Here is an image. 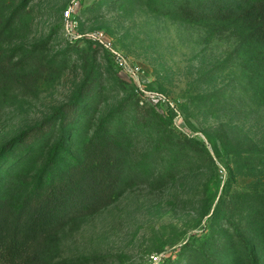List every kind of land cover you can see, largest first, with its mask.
<instances>
[{"label": "rangeland", "instance_id": "rangeland-1", "mask_svg": "<svg viewBox=\"0 0 264 264\" xmlns=\"http://www.w3.org/2000/svg\"><path fill=\"white\" fill-rule=\"evenodd\" d=\"M69 8L77 40L64 30ZM96 30L142 67L139 85L88 37ZM0 34V151L43 126L55 142L83 96L96 101L74 150L114 111L126 120L128 183L49 237L47 264H189L187 242L232 244L236 227L253 238L264 226V48L242 25L185 21L159 0H0ZM40 150L12 169L23 186ZM143 162L151 173L136 177Z\"/></svg>", "mask_w": 264, "mask_h": 264}, {"label": "trees", "instance_id": "trees-1", "mask_svg": "<svg viewBox=\"0 0 264 264\" xmlns=\"http://www.w3.org/2000/svg\"><path fill=\"white\" fill-rule=\"evenodd\" d=\"M30 1L24 0V6ZM159 1L185 21L238 23L264 48V0ZM95 101L93 96H83L76 108L62 113L63 126L70 128L53 136L55 142L47 141L48 128L43 126L24 132L0 151V264H47L43 254L49 237L71 221L109 207L128 183L126 120L119 110L101 119L90 138L74 150L77 138L89 132L88 116ZM139 104L142 112L150 109L153 116L163 118L142 100ZM188 141L195 143L189 138L175 144ZM43 145L46 159L23 186L12 169L45 149ZM136 171V177L145 178L151 167L143 162ZM235 231L232 244L229 240L223 244L222 237L204 242L199 249L187 242L185 250L193 254L187 253L185 259L189 264H264V226L255 228L253 238L237 227ZM230 251L236 253L237 260L229 259Z\"/></svg>", "mask_w": 264, "mask_h": 264}, {"label": "built area", "instance_id": "built-area-1", "mask_svg": "<svg viewBox=\"0 0 264 264\" xmlns=\"http://www.w3.org/2000/svg\"><path fill=\"white\" fill-rule=\"evenodd\" d=\"M63 19H64V30L66 36L77 40L78 37H80L77 35L78 22L74 18L71 8L63 12ZM88 37L92 41L104 47L105 49L111 51L117 67L125 74H128L129 76L134 78L138 85L140 84L139 79L142 78V74H143L142 67L132 63L126 57L125 54H123L118 49H116L114 43L104 31L96 30L94 32L89 33ZM171 104L173 105V103Z\"/></svg>", "mask_w": 264, "mask_h": 264}]
</instances>
